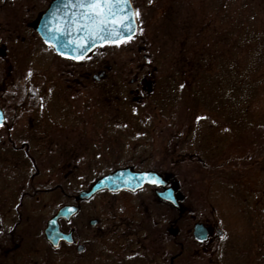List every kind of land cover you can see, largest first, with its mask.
I'll return each mask as SVG.
<instances>
[{
  "label": "flooded vegetation",
  "instance_id": "af4514ba",
  "mask_svg": "<svg viewBox=\"0 0 264 264\" xmlns=\"http://www.w3.org/2000/svg\"><path fill=\"white\" fill-rule=\"evenodd\" d=\"M51 2L0 0V11L14 10L10 21L0 29V264H264V221H256V212L250 206L224 207L222 192L221 196L214 194L218 186L238 202L240 181L255 169V158H226L221 143L225 137L228 141L233 138L229 132L225 134L220 120L214 126L208 115H195L193 121L198 124L185 133L182 141L175 132L170 144L174 148V168L184 149H194L186 152L192 162L188 180L201 178L207 182L214 203L207 198L201 209L192 206L189 196L193 191L198 194L194 186L186 190V202L174 187L179 208L160 200L149 186L134 191L102 190L87 200L76 198L81 189L65 191L63 179L78 177L82 159L78 155L74 161L66 160L67 172L60 167L65 161L61 154L65 137L76 128L74 108L80 90L105 81L104 90L115 94V99L125 91L133 94V103L143 105L146 95L155 90L154 74L156 78L159 68L143 45L128 47L137 52L128 63V79H121L123 66L115 71L114 62L97 66L90 61L105 44L92 47L80 59L55 52L37 30ZM137 35L121 41L136 40ZM110 73H114V79ZM126 79L127 88L119 83ZM111 94H106V101ZM131 144L130 150L139 146ZM179 149L185 152L179 153ZM83 153L94 157L97 165V146L88 144ZM112 159L105 153L104 164L117 167L99 176L128 166L134 171H157L142 168L144 159L138 162L134 156L119 164ZM45 163L52 164L51 172L56 171L58 182L49 181L42 173ZM66 204L78 206L68 219H58L60 231L71 232L72 242L60 239L54 245L47 240L45 228ZM234 219L241 222L236 224L238 231L232 229ZM196 223L206 228V238L194 235ZM257 233L259 245L250 242Z\"/></svg>",
  "mask_w": 264,
  "mask_h": 264
},
{
  "label": "rangeland",
  "instance_id": "374dc122",
  "mask_svg": "<svg viewBox=\"0 0 264 264\" xmlns=\"http://www.w3.org/2000/svg\"><path fill=\"white\" fill-rule=\"evenodd\" d=\"M136 6L137 39L105 44L91 55L90 61L97 62V66L104 61L114 62L115 71L123 66L121 79H128V63L137 53L128 47L143 45L144 52L151 55L159 68L156 78L154 74L155 90L146 95L143 105L133 103V94L127 95L125 91L120 99H115V94L104 90L105 81L80 90L74 108L76 128L65 137L61 151L65 161L60 167L67 172L66 160L74 161L78 155L82 159L78 177L63 179L65 191L87 189L100 172L117 167L104 164L106 153L118 164L131 156L138 162L144 159L141 167L159 171L185 202L186 190L194 186L198 194L193 191L189 196L192 206L201 209L207 198L214 203L207 182L201 178L188 180L192 162L186 158V152L194 149L178 150L185 154L178 158L176 171L172 167L174 148L170 144L175 132L182 141L185 133L198 124L193 121L195 115H208L214 126L220 120L225 134L229 132L233 138L228 141L225 137L221 143L226 158L237 155L256 161L255 169L240 181L239 204L218 186L214 194L221 196L222 192L224 207L250 206L256 212V221L263 222L264 198L259 196L264 195V0H136ZM0 14L2 29L14 10L7 8ZM114 73H110L111 79ZM127 79L119 82L126 88ZM106 94L112 95L109 101ZM131 143H138V148L130 150ZM88 144L97 146V165L94 157L84 156L83 147ZM44 166L42 173L49 181L58 182L56 171L51 172L52 164ZM251 214L250 211L249 218ZM232 223V229L238 231L236 224L241 222L234 219ZM259 233L251 243L258 244Z\"/></svg>",
  "mask_w": 264,
  "mask_h": 264
},
{
  "label": "water",
  "instance_id": "95a60500",
  "mask_svg": "<svg viewBox=\"0 0 264 264\" xmlns=\"http://www.w3.org/2000/svg\"><path fill=\"white\" fill-rule=\"evenodd\" d=\"M67 4L68 0H52L37 26L41 38L52 50L59 54L68 57H82L95 45H101L106 42H117L134 36L136 33L137 22L130 0H128L126 6H122V12L118 11V14L109 18L107 22V34L110 36L114 34L116 36V40L114 41H102L90 35L89 31L82 27L84 21L79 19L81 10L74 5L66 6ZM125 16L129 17V19L122 26L121 20ZM114 21L117 22L114 24ZM146 185L155 188L157 197L160 200L167 201L178 208L180 207L175 195V188L169 185L168 181L160 173L153 170L138 172L134 171L131 166L118 168L111 173L97 178L87 189L81 190L76 198L78 200H87L101 190L119 191L129 189L134 191ZM77 209L78 206L70 204L59 208L54 217L48 221L45 228L47 240L54 245L60 239L72 242L71 232L60 231L58 219L61 217L68 219ZM194 235L200 239L206 238V228L202 224L196 223Z\"/></svg>",
  "mask_w": 264,
  "mask_h": 264
},
{
  "label": "snow or ice",
  "instance_id": "6c2138e0",
  "mask_svg": "<svg viewBox=\"0 0 264 264\" xmlns=\"http://www.w3.org/2000/svg\"><path fill=\"white\" fill-rule=\"evenodd\" d=\"M127 3L128 0H68L66 6L74 5L81 10L79 19L84 21L82 27L88 30L90 35L102 41H114L116 36L107 34V22L109 18L116 16L118 11L122 12V6H126ZM128 19L129 17L127 16L122 17V26ZM116 22L114 21L113 23L115 24ZM72 58L80 59L81 57Z\"/></svg>",
  "mask_w": 264,
  "mask_h": 264
},
{
  "label": "trees",
  "instance_id": "16d2710c",
  "mask_svg": "<svg viewBox=\"0 0 264 264\" xmlns=\"http://www.w3.org/2000/svg\"><path fill=\"white\" fill-rule=\"evenodd\" d=\"M133 4H135V9L137 11V6H136V0H132Z\"/></svg>",
  "mask_w": 264,
  "mask_h": 264
}]
</instances>
